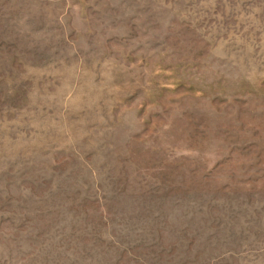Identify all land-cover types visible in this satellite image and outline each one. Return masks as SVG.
I'll use <instances>...</instances> for the list:
<instances>
[{
    "label": "rangeland",
    "instance_id": "1",
    "mask_svg": "<svg viewBox=\"0 0 264 264\" xmlns=\"http://www.w3.org/2000/svg\"><path fill=\"white\" fill-rule=\"evenodd\" d=\"M0 264H264V0H0Z\"/></svg>",
    "mask_w": 264,
    "mask_h": 264
}]
</instances>
